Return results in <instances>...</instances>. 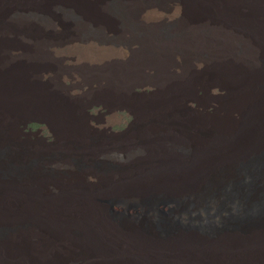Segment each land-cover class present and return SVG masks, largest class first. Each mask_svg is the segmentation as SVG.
I'll use <instances>...</instances> for the list:
<instances>
[{
	"label": "bare ground",
	"instance_id": "obj_1",
	"mask_svg": "<svg viewBox=\"0 0 264 264\" xmlns=\"http://www.w3.org/2000/svg\"><path fill=\"white\" fill-rule=\"evenodd\" d=\"M115 1L136 2L0 0V145L9 128L36 114L74 156L79 147L91 156L103 152L79 101L45 81L59 64L47 51L55 45H96L99 52L85 53L78 73L94 85L93 97L140 120L135 140L115 148L130 166L90 171L96 183L80 170H25L24 155L6 153L0 264H264V220L212 233L176 226L161 236L149 225L112 223L104 204L117 194L133 203L153 193L193 195L222 170L237 182L242 176L234 170L264 150V0H174L170 7L142 0L144 11H173L181 20L175 32L150 40L128 31ZM57 28L61 38L53 35ZM136 85L154 91L139 101ZM214 88L226 95L212 115L188 107L198 90ZM59 154L66 168L68 156ZM263 191L262 170L251 200L241 199L249 218L264 215Z\"/></svg>",
	"mask_w": 264,
	"mask_h": 264
},
{
	"label": "rangeland",
	"instance_id": "obj_2",
	"mask_svg": "<svg viewBox=\"0 0 264 264\" xmlns=\"http://www.w3.org/2000/svg\"><path fill=\"white\" fill-rule=\"evenodd\" d=\"M150 2L156 6L170 7L174 0ZM143 3L142 0L113 3L114 12L118 14V18L126 21L129 32H144L143 39L147 37V40H150L152 35L162 37L175 32L181 26L180 16L173 11H162L160 15H154L143 10ZM53 35L61 38L62 29H54ZM143 39L137 37L136 43L144 41ZM47 51L59 64H55L56 73L48 74L45 81L49 83L56 81L62 93L65 91L67 97L79 101L83 106V114L93 139L98 140L104 150L91 156L79 147V150H75L77 156H74L73 151L62 149L53 128L46 120L34 114L35 116L9 128L4 144L0 145V161L6 159V153L15 151L16 154L26 157L25 170L41 166L44 175H56L61 170L70 173L80 170L88 173L85 179L92 183L97 181L91 177L90 171L112 173L119 167L128 168L130 166L128 157L118 154L115 148L122 146L123 143L127 144L132 139L135 140L133 136L135 137L140 130L138 128L140 120L127 107L113 110L93 97L94 85L92 87L88 85L77 70L85 53H88L89 57L92 53L99 52L97 46L88 47L76 42L74 46L48 47ZM258 66L264 73V61ZM153 91L154 89L141 85H136L132 89L133 95L139 101L150 96ZM195 95L194 101L189 103L188 107L195 112L203 110L204 113L212 115L226 92L214 88L209 92L198 90ZM59 153L68 156L66 168L58 165L56 159ZM263 159L264 150L247 163L239 165L233 172L242 176L237 182L230 179L228 170L216 172L204 187L193 195L173 197L153 193L137 203L128 202L129 199L122 194L112 195L104 199V204L109 207V220L114 224L134 222L141 223L140 226L143 227L149 225L161 236L166 229L176 226L212 233L222 229H237L245 224L264 220V215L249 218L247 216L249 206L246 208L241 206L242 198L251 200V191L256 186L257 177L262 170L264 171V167H261ZM7 168L13 169V164H9ZM197 209H200V215L196 214ZM5 233L6 229H0V236Z\"/></svg>",
	"mask_w": 264,
	"mask_h": 264
}]
</instances>
